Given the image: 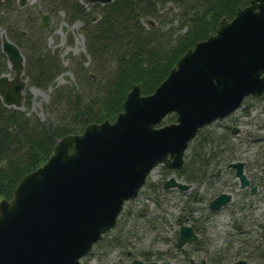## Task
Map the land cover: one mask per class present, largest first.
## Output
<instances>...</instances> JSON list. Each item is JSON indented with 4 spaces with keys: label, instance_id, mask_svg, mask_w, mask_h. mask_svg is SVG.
Wrapping results in <instances>:
<instances>
[{
    "label": "water",
    "instance_id": "obj_1",
    "mask_svg": "<svg viewBox=\"0 0 264 264\" xmlns=\"http://www.w3.org/2000/svg\"><path fill=\"white\" fill-rule=\"evenodd\" d=\"M24 2L18 0L19 5ZM40 15L46 24L48 14ZM0 39L13 71L11 77L0 73V99L23 109L28 82L24 55L4 29ZM83 59L87 62L86 55ZM61 75L76 91L69 71L49 88ZM263 92L264 0H249L180 54L151 92L143 93L140 83H133L114 119L92 121L79 132L60 136L48 158L19 179L11 197L0 199V264H84L81 258L115 227L125 201L137 196L155 166L181 168L189 141L202 126L231 114L246 96ZM172 114L174 121L161 123ZM232 164L241 185L247 184L242 162ZM188 185L170 176L163 187ZM227 199L221 193L211 206ZM196 237L190 226L182 225L177 245ZM167 263L141 258L130 262ZM232 264L251 263L240 258Z\"/></svg>",
    "mask_w": 264,
    "mask_h": 264
},
{
    "label": "trees",
    "instance_id": "obj_2",
    "mask_svg": "<svg viewBox=\"0 0 264 264\" xmlns=\"http://www.w3.org/2000/svg\"><path fill=\"white\" fill-rule=\"evenodd\" d=\"M53 2L55 8L65 9L69 20H82L88 64L73 59L64 65L47 47L45 28L39 25L37 13L28 16V25L26 20V27L20 30L4 26L24 55L23 75L29 84L47 88L59 74L71 70L77 90L69 83L57 84L44 105L45 120L0 99V199L11 197L19 179L48 158L60 136L79 132L92 121L114 119L133 83H140L143 93L151 92L180 54L214 32L221 17L231 18L237 7L249 0H112L93 2L89 9L78 0ZM4 11L18 13L15 0H0V16ZM20 21L21 17L15 19L17 24ZM6 68V56L0 49V73ZM260 98L264 101V92ZM29 101L26 94L24 104L29 106ZM207 141L214 142L200 129L191 143L188 155L195 164L194 179H200L204 161H220L212 148L208 156L203 153L201 148ZM180 173L189 179L184 168ZM150 186L154 192L159 190V185ZM129 212L124 209L120 215L126 219ZM149 223L162 226L153 218ZM118 224L119 220L115 228ZM117 232L113 239L104 234L95 245L116 243L115 239L125 235L123 225ZM145 256L148 259V254Z\"/></svg>",
    "mask_w": 264,
    "mask_h": 264
},
{
    "label": "flooded vegetation",
    "instance_id": "obj_3",
    "mask_svg": "<svg viewBox=\"0 0 264 264\" xmlns=\"http://www.w3.org/2000/svg\"><path fill=\"white\" fill-rule=\"evenodd\" d=\"M15 5H19L18 0H15ZM41 12H39L38 22L41 27L45 28L49 21V14L46 12L48 14L47 23L42 25ZM62 29L65 30L66 25H63ZM26 31L27 30H24V32ZM58 51L59 48L53 49L54 53L58 54ZM66 57L70 58V61L73 59H80L79 57H74L70 51L66 53ZM82 59L83 54L81 55V60ZM33 87L35 88V86ZM260 109L264 108H259L258 110ZM249 110L250 108H236L228 116L222 119H216L200 128L207 132V135L211 136L214 141H207L202 146L201 149L203 153L205 156H208L209 150L212 148L216 151V156L220 161L214 162V160H211L208 163L204 161L201 169L202 175H200L199 180L192 177L195 164L193 163L192 155H188V152L191 150V143L200 129L189 141L181 168H170L159 164L161 165L162 172L168 171L170 173L168 176H165L164 179L157 180L155 183L152 182V184L156 186L159 185V190L157 189L155 191L161 199L158 203L167 199L165 195L167 189L175 188L187 191V198L183 202L181 212L175 218L178 228L174 239V248L187 255L189 264H196L195 259L189 256L191 248H198L206 253L198 264L201 262H203V264H232L240 258L246 259L251 264H264V174L261 175L262 171L264 173V164L263 166L260 165L257 169L255 163L249 162L245 157V155L249 154L252 150L256 151L254 152L255 154L264 156V136H257L259 130L263 128L264 120L257 119V112L250 117L248 115ZM256 131L258 132L256 133ZM233 138H237L238 140L234 141L232 140ZM246 139L253 140L248 143L245 142ZM256 139L259 140L258 144L253 143ZM214 143H216V145H214ZM227 154L229 155L226 158L224 157V159H221ZM234 162H242L243 173L248 179V183L243 186L237 174V165L232 164ZM183 168L185 172H187L189 179H185L181 175L180 172ZM170 176H174L177 180L189 184L188 187L184 189L177 186L164 188L163 184ZM149 184L151 183H149L146 178L140 189ZM167 192H169V190ZM221 193L228 194L229 199L219 207H212L211 202H215V198ZM234 193L237 194L236 198H234ZM222 209H226L230 214V231H227V239L225 240L224 246H219L212 250L210 247L215 244H213V238H210L207 234L208 227L210 226L209 223L211 220ZM261 210L263 212H261ZM182 225L190 226L192 231L197 235L195 239L187 241L184 244L188 245L187 248L184 245L181 247L177 245ZM232 250L246 251L249 253V258L240 256L235 257L234 255L236 253L230 254L229 252ZM126 257L129 259L113 264H130L134 258H141L134 257L131 250H127ZM145 257V254H143V258L141 259L145 261L169 260L160 257L159 259H149V256L148 259H146Z\"/></svg>",
    "mask_w": 264,
    "mask_h": 264
},
{
    "label": "rangeland",
    "instance_id": "obj_4",
    "mask_svg": "<svg viewBox=\"0 0 264 264\" xmlns=\"http://www.w3.org/2000/svg\"><path fill=\"white\" fill-rule=\"evenodd\" d=\"M87 9H89L93 2L78 0ZM56 3L53 0H25L23 5H16L18 13H9L7 11L2 12L0 16V34L4 26H8L11 31L18 28L26 27V20L28 25V16L38 14L44 11L49 14V21L45 27L46 33V45L50 49L59 48L58 56L64 65H69L70 58L66 57L67 52H72L74 57H79L81 55L87 56V62L83 60L85 65L88 64L89 56L85 50V40L84 35L81 32L82 20L74 19L69 20L66 17V11L60 6L55 8ZM17 17H21L22 21L18 24L15 22ZM17 24V25H16ZM16 25V26H15ZM66 25V29H62V26ZM6 30V29H5ZM7 33V30H6ZM1 45V39H0ZM70 72L72 77L73 73L71 70H66L65 72ZM6 73L11 77L13 71L7 66ZM24 76V75H23ZM74 78V77H73ZM69 83L67 79L61 75L58 78L57 84ZM35 86V85H34ZM33 85L27 82V86L23 90V109L27 110L29 114H36L42 120H45L44 105L48 102L50 97V92L52 89L39 88L38 91L34 92L30 89ZM26 94L29 95V106L24 104V98ZM238 108H250L248 115L252 117L257 112V119L264 120V101L260 97H255L252 95L246 96L241 105ZM257 110V111H256ZM175 114L168 115L161 123L170 122L175 120ZM256 123V122H255ZM258 125V124H256ZM258 131H256L257 133ZM258 137L264 136V125L263 128L259 130ZM232 140H238L233 138ZM253 140V139H252ZM252 140H245V142H252ZM255 141V140H254ZM253 143L258 144L259 140ZM244 142V143H245ZM251 151L249 154L245 155L249 162H254L257 169L260 165L264 164V156L257 155ZM170 172H162L161 165L155 166L147 176V181L149 183H155L157 180L164 179L168 176ZM263 171L262 174L263 175ZM169 190V192H167ZM166 197L167 199L158 203L161 200L149 185H145L140 189L139 194L130 198L124 203V209H129L130 212L128 216L125 217L119 214L117 221L119 224L117 228H113L110 232H107V238L113 239V234H117V229L119 226L123 225L125 230V235H120V239H115L116 243H109V241L101 242L98 245H93L92 249L84 255L81 260L84 264H113L120 263L128 260L126 257L127 250H131L134 257L143 258V254H148L149 259H169L170 262L167 264H189V260L186 254L177 251L174 247V239L177 232L178 225L175 218L180 214L183 202L187 198V191L179 189H167ZM237 194L234 193V198ZM261 212H263L261 210ZM158 216V217H157ZM151 218L159 221L161 227H153L150 225L149 221ZM165 218V219H164ZM208 227V236L213 238V244L210 247L212 250L218 248L219 246H224L225 240L227 239V231H230V214L226 209H222L217 215L211 220ZM105 233V234H107ZM240 235V234H239ZM114 241V242H115ZM119 241V242H118ZM186 248L188 245H184ZM230 254L236 253L234 256L248 257L249 253L246 251H229ZM186 255V257H185ZM206 253L202 252L200 249L195 248L189 252V256L195 259V263L198 264L199 261Z\"/></svg>",
    "mask_w": 264,
    "mask_h": 264
},
{
    "label": "bare ground",
    "instance_id": "obj_5",
    "mask_svg": "<svg viewBox=\"0 0 264 264\" xmlns=\"http://www.w3.org/2000/svg\"><path fill=\"white\" fill-rule=\"evenodd\" d=\"M31 90L34 91V92L38 91V89H36L34 87H32Z\"/></svg>",
    "mask_w": 264,
    "mask_h": 264
}]
</instances>
